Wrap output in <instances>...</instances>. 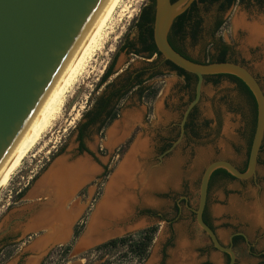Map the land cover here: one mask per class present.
I'll return each instance as SVG.
<instances>
[{
    "label": "rangeland",
    "instance_id": "obj_1",
    "mask_svg": "<svg viewBox=\"0 0 264 264\" xmlns=\"http://www.w3.org/2000/svg\"><path fill=\"white\" fill-rule=\"evenodd\" d=\"M151 1L124 0L117 9L113 35H110L105 47L96 54L91 67L83 74L84 76L81 75L78 82L68 92L62 112L47 131L43 140L24 159L21 168L19 167L16 170L8 185L0 191V231L11 222L10 217L15 215L19 209L13 203L17 191L24 187V184L30 180L43 162L51 156V152H54L62 144H67L66 151L76 146L78 126L92 101L98 95L102 76L110 66L113 56L125 37L129 35L132 37L135 34V27H133L135 21L143 6ZM249 4L251 9L254 10L251 20L264 18V12L258 13L255 0H246L242 4L236 3L224 11H221L218 5H213L209 11L204 10L203 13L206 17L207 13L208 16L211 13L213 18L218 14L222 15L225 23L216 34L215 39L221 38L222 42L229 46V60L243 64L250 69L259 79L264 89V43L263 41L252 43L248 39V31L245 28H236L233 23L236 15L243 14L246 17L245 7ZM125 8L126 10H123ZM188 50L190 55L201 60L200 62H211L218 53L216 44L209 48L207 52L200 51L199 47L196 49L189 48ZM124 57L125 55L122 53L117 67L121 65ZM162 79H165V81ZM173 86L174 91L170 95V89ZM192 88L195 89L196 85H186L183 75L161 78L155 87L157 97L153 102L154 113L148 120L149 124L145 123V125H149V128L146 129L143 138L139 137L138 139L137 137L136 140V142H140V140L147 141L148 152L145 156L140 155V157H145L144 161H140L145 162V172L149 170V167L150 170L158 169L168 164L170 160H173L176 166L173 172L176 177L172 178L166 186L151 191V203L143 200V196H141L142 187H140L138 193L133 191L138 202L129 219L119 223L121 227H129L140 221H147L141 226L127 228L124 232L118 233L116 238L136 234L149 225L158 226V232L147 257L141 261L122 245L116 248L99 249L97 245L88 247L83 251H79V253L75 252L79 238L86 230L92 213L85 215L86 219L89 218L88 223L81 230L78 238L74 237L71 226L68 235L64 239L49 243L53 253L45 264H148L153 257L156 258L154 264H170L169 262L173 257L172 252L178 246L179 237L188 238L193 244L192 254L195 261L184 263L175 261L171 264H228L229 257L212 246L209 237L199 228L196 216L187 206L185 199L192 208H197L202 174L206 165L212 160L228 159L242 170L248 167L252 145L253 110L248 96L233 78L227 75L206 78L202 99L196 110L195 130L189 131L188 137L184 136L174 149L168 152L174 143L179 140L180 134L168 131L163 125L167 126L179 115L182 117L190 103L189 98L190 93L193 91ZM165 100L169 101L170 108L173 109L174 107L176 109L175 113H167ZM157 109L163 110L164 115L157 114ZM141 134L142 132H139L138 136H141ZM170 137H173L172 144L162 150L159 141ZM89 141L92 147H95L94 144L101 142L96 132L91 133ZM113 151V147L109 148V153L101 156L103 162H108L111 154L114 153ZM130 151L131 149L119 162V166L127 158ZM163 154V159H160ZM263 196L264 143L256 177L249 180H240L234 177L217 175L211 181L208 216L222 243L228 245L230 242L229 237L235 232L244 233L248 237L249 243L240 239L235 247L236 264H264V224L253 225L245 216L243 217L240 211L250 203H260ZM177 203L181 206L180 211L177 208ZM147 209L153 211L156 215L161 213L173 222L158 218L150 219L146 214H142ZM35 216L44 217L41 214ZM15 226L16 230L23 229L20 227L22 224H15ZM47 233V229L34 233L39 235L30 246L22 250H20L21 246L12 248L10 255L0 259V264H17L19 261H22L21 264H33V262L34 264H40L42 260L41 254L38 253L40 249L33 248V245L36 241L42 240L43 237H50ZM23 237L24 235L17 238V240ZM45 245L48 246V244ZM67 246L71 248L69 252H66Z\"/></svg>",
    "mask_w": 264,
    "mask_h": 264
},
{
    "label": "flooded vegetation",
    "instance_id": "obj_2",
    "mask_svg": "<svg viewBox=\"0 0 264 264\" xmlns=\"http://www.w3.org/2000/svg\"><path fill=\"white\" fill-rule=\"evenodd\" d=\"M245 1L237 0L235 4H242ZM153 2L154 0L143 6L133 26L136 31L135 34L132 37L130 35L125 37L113 56L110 63V74L101 84L97 92L98 95L92 101L78 126L76 146L66 151L67 144H62L54 152L50 151L51 156L43 162L30 180L24 184V187L17 191L13 203L19 209L15 215L10 217L12 224L10 226L8 224L0 231V259L10 255V250L14 247L21 246L20 250L27 248L37 238L39 234L29 233L26 237L17 240V238L26 234V230L33 229L35 225L32 226V223L30 225L27 223L36 214L44 215V217H41V219L45 218L44 225H51V228L47 229V234L50 237H43L42 240L36 241L33 245V248L40 249L38 251L42 256L40 264H45L51 258L53 249L50 248L51 245L49 243H54V240L61 241L64 239L70 231L69 227L72 226L74 237L78 238L80 236V234L77 235V231L83 230L89 219H86L85 215H90L97 210V207L104 200L109 184L118 169L119 162L122 161L125 154L136 143L137 137L138 139L139 137L143 138L146 129L149 128L148 120L155 110L153 102L157 97L155 87L159 80L174 75L177 77L182 76L179 68L166 59L157 47L154 36L156 4L155 10L153 7L151 13H149V19H145V7L153 4ZM221 2L229 5V0H221ZM255 2H257L258 13L264 12V0H255ZM211 6L210 0H195L185 11L187 14L182 29H174L172 26L169 32V41L172 46L196 61L201 60L191 56L188 49L199 47L200 51L207 52L214 43L216 18H213L211 13L209 16L207 13V17L203 13L204 10L206 12L209 11ZM245 9L247 21H252L254 10L251 9L250 4ZM122 53L125 55L124 60L117 67ZM191 75L190 79L184 76L186 85H197L196 74L192 73ZM162 80L165 81V79ZM192 89L189 102L196 95V88ZM154 91H156V94L152 95L151 92ZM173 91L174 86L170 89V95H172ZM197 107L198 104L191 110L185 122V137H188L189 131H194L196 128L195 115ZM165 109H167L168 114L176 112L174 107L173 109L170 108L168 100H165ZM127 116L129 122L125 123ZM178 117L173 119L171 123L169 122L167 126L163 125V127L167 128L168 131L177 132L178 135H181V123L184 114L182 117L181 115ZM145 123L148 124L145 125ZM117 124L120 125L123 131L119 134L120 136H118L116 141L109 142V130ZM92 132H96L101 141L94 144L95 147H92L89 141ZM139 132H142L141 136H138ZM172 142L173 137H170L159 141V145L164 150ZM112 147L114 153L111 154L107 163L103 162L101 156L107 155L109 148ZM60 158H62L61 160L64 158V161L69 163V165L80 158H88L96 166L97 170L88 174L85 178L66 184L50 178V174L52 175L54 172H59L67 167L59 164L61 162ZM138 160L144 161L145 157L138 155ZM143 163L145 164V162ZM140 187L142 185L138 181L135 187L129 189L138 193ZM185 202L196 216L187 199H185ZM208 206L209 196L204 219L214 228L208 216ZM177 208L179 211L181 210L179 203H177ZM142 214H146L150 219L158 218L173 222L161 213L156 215L148 209ZM15 224H22L20 227L23 229L16 230ZM66 229H68L67 232L65 231ZM232 235L234 250L240 239L249 243L246 235L238 232ZM210 241L212 246H214L211 239ZM39 242H42V244L38 247L37 243ZM45 244H48V246ZM230 244L229 242L228 245ZM225 254L229 257L230 262L229 254ZM21 263L22 261H19L17 264Z\"/></svg>",
    "mask_w": 264,
    "mask_h": 264
},
{
    "label": "water",
    "instance_id": "obj_3",
    "mask_svg": "<svg viewBox=\"0 0 264 264\" xmlns=\"http://www.w3.org/2000/svg\"><path fill=\"white\" fill-rule=\"evenodd\" d=\"M106 1L0 0V165L31 122ZM194 1L156 0L154 36L158 49L166 59L198 77L196 95L184 112L180 138L168 152L172 151L185 136V122L191 110L202 99L207 76L231 74L246 83L254 94L258 107L257 126L248 167L241 170L228 159H215L209 162L202 174L198 206L193 208L199 228L212 240L216 249L229 254V264H236L237 254L233 248V235L229 237L230 245L223 244L215 229L205 221L204 212L208 203L212 175L217 169L224 168L240 180H249L257 176L264 143V89L255 74L243 64L230 60L199 62L172 46L169 32L176 18ZM163 156L164 154L160 159H163ZM39 218L35 216L30 219L27 224L32 223V226H35L31 230H26L24 237L29 233H37L51 227L44 225L45 220ZM11 224L12 222L9 226ZM85 232L86 230L79 240ZM117 234L92 241L80 250L75 249V252L79 253L88 247L100 245L116 238Z\"/></svg>",
    "mask_w": 264,
    "mask_h": 264
},
{
    "label": "bare ground",
    "instance_id": "obj_4",
    "mask_svg": "<svg viewBox=\"0 0 264 264\" xmlns=\"http://www.w3.org/2000/svg\"><path fill=\"white\" fill-rule=\"evenodd\" d=\"M123 1L107 0L101 8L68 63L44 98L31 122L1 163L0 191L8 185L16 170L22 165L24 159L43 140L47 131L62 112L68 92L78 82L80 76L86 73L88 68L91 67V63L96 54L105 47L110 35L115 31V13ZM123 10H126V8ZM233 23L236 28H245L248 31V39L252 43L259 41H263L264 43V18L247 21L243 14H239L234 17ZM164 113L163 110L157 109V114L163 116ZM128 122L129 119L127 116L125 123ZM118 124L109 130V142L116 141L118 136H120L119 134L122 133L123 129ZM146 142L145 140L136 142L132 146L127 158L115 172L104 200L91 216L85 232L86 235L84 234L79 240L76 250L84 248L92 241L107 238L116 233L124 232L127 228L141 226L147 222L146 220L140 221L134 226L131 225L129 227H121L119 225L121 221L124 222L129 219L138 202L136 194L129 188L135 187L139 181L142 185L141 196H143V200L151 203V191L155 188L166 186L172 178L176 177L175 173H173L176 166L175 162L173 163V160H170L168 164L158 169L150 170L149 167V170L145 172V164L138 160V155L145 156L147 154L148 146ZM59 164L67 167L59 172H54L52 175L50 174L51 177H45L71 184L73 181L85 178L88 174L97 170L96 166L88 158H80L70 165L63 158ZM240 211L243 217L245 216L253 225H263L264 196L260 203H250V205L242 208ZM65 231L67 232L68 229ZM41 244L42 242H39L37 246L39 247ZM192 248L193 244L188 238L179 237L178 246L172 252L173 257L169 263L171 264L175 261L183 263L195 261ZM155 261L156 258L153 257L148 264H154Z\"/></svg>",
    "mask_w": 264,
    "mask_h": 264
},
{
    "label": "trees",
    "instance_id": "obj_5",
    "mask_svg": "<svg viewBox=\"0 0 264 264\" xmlns=\"http://www.w3.org/2000/svg\"><path fill=\"white\" fill-rule=\"evenodd\" d=\"M175 1V0H173ZM237 0H229V5H226L225 3L221 2V0H210V4L213 5H218L219 9L221 11L226 10L228 7L232 6L233 4H235ZM155 0L153 2V4H150L149 6L145 7V19H149V16L151 13V9L154 7L155 10ZM156 13V12H155ZM187 12L182 13L181 15H179L174 24H173V28L174 29H182V27L184 26L185 23V17H186ZM216 25H215V29H214V36H216V34L220 31V29L222 28V26L225 23V19L222 17L221 14H218L216 17ZM216 37H214V44L217 45V49H218V53L215 55L214 60L212 61H226L229 60L228 58V53H229V46L227 44H225L224 42H222V39H215ZM179 52H181L182 54H184L182 51L178 50ZM185 55V54H184ZM186 56V55H185ZM211 61V62H212ZM200 62V61H199ZM174 64V63H173ZM175 67L179 68L180 74L183 76H186L188 79H190V77L192 76L190 72L184 70L183 68L177 66L176 64H174ZM110 74V66L108 67V69L105 71L104 75L101 78L100 81V85L107 79V77ZM229 76L231 78H233L240 86V88L242 89V91L244 93H246V95L248 96L250 103H251V107L253 110V119H252V129H251V143L253 142V137L255 134V130H256V126H257V115H258V107H257V101L256 98L254 96V94L252 93V91L250 90V88L246 85V83L241 80L239 77L235 76V75H231V74H218V75H210L207 76L206 78H217V77H222V76ZM197 76V75H196ZM198 79V77H197ZM152 95L156 94V91L151 92ZM245 170V169H243ZM217 175H224V176H229V177H234L233 175H231L226 169L224 168H220L217 169L213 175H212V179L217 176ZM235 178V177H234ZM158 226L157 225H152L149 227H146L144 229L139 230L136 234H128L119 238H115V239H111L105 243H102L100 245L97 246V248H107V247H113L116 248L117 246H124L126 247L136 258L140 259L141 261H143L149 252V249L155 239V235L158 232ZM81 232V230L77 231V235H79ZM70 246L66 247V252H69L70 250ZM102 264H106V263H102Z\"/></svg>",
    "mask_w": 264,
    "mask_h": 264
}]
</instances>
